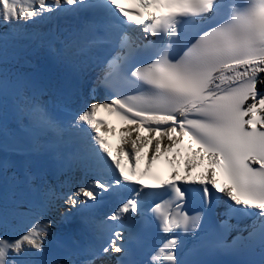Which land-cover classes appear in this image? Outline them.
<instances>
[{
  "label": "snow or ice",
  "instance_id": "1",
  "mask_svg": "<svg viewBox=\"0 0 264 264\" xmlns=\"http://www.w3.org/2000/svg\"><path fill=\"white\" fill-rule=\"evenodd\" d=\"M136 2L0 0V264H264V0Z\"/></svg>",
  "mask_w": 264,
  "mask_h": 264
},
{
  "label": "bare ground",
  "instance_id": "2",
  "mask_svg": "<svg viewBox=\"0 0 264 264\" xmlns=\"http://www.w3.org/2000/svg\"><path fill=\"white\" fill-rule=\"evenodd\" d=\"M125 127V125L120 129V134H121V130L123 129ZM123 139H124V137L121 135V145H122V143H123ZM150 151V150H149Z\"/></svg>",
  "mask_w": 264,
  "mask_h": 264
}]
</instances>
